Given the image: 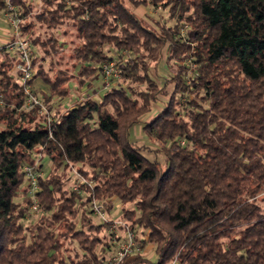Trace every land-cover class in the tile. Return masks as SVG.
Listing matches in <instances>:
<instances>
[{"label": "trees", "instance_id": "trees-1", "mask_svg": "<svg viewBox=\"0 0 264 264\" xmlns=\"http://www.w3.org/2000/svg\"><path fill=\"white\" fill-rule=\"evenodd\" d=\"M44 1L47 7L34 15L26 0L12 2L22 35L48 56L61 45L53 35L42 40L39 25L69 23L81 40L72 70L35 69L33 81L50 89L46 104L98 73L95 62L114 59L107 45L135 88L87 97L47 124L38 109L23 110L18 60L0 52V264H103L110 247L98 234L108 224H93L85 209L113 198L140 245H153L156 255L144 252L122 264H264V0ZM6 2L0 0V14ZM150 5H162L174 24L150 27L132 10ZM164 51L179 66L161 86L147 57L157 60ZM162 93L169 95L164 108L144 131L161 145L164 163L144 156L130 134L164 100ZM36 152L54 168L38 177L33 193L24 168H43ZM70 166L91 185L68 190L57 171ZM34 203L40 215L27 223ZM70 239L83 249L81 257L67 246Z\"/></svg>", "mask_w": 264, "mask_h": 264}, {"label": "rangeland", "instance_id": "rangeland-1", "mask_svg": "<svg viewBox=\"0 0 264 264\" xmlns=\"http://www.w3.org/2000/svg\"><path fill=\"white\" fill-rule=\"evenodd\" d=\"M16 6L19 5V0H12ZM28 4H31L34 7V14L37 12L43 10L45 7H47L46 3L44 0H26ZM20 6V5H19ZM132 10L137 13L144 21L146 24H148L150 27H155L157 24L163 25H173L174 21L171 20L170 14L167 10L162 5H159L158 7H155L153 5L150 6H142V7H132ZM4 17H0V21L5 23L6 19H3ZM66 32V33H65ZM37 35H41L42 40H47L49 37L52 35L55 36L61 45V47L55 52L54 56H48L44 54L43 48L38 45L33 44V49H34V58L36 56L41 57L42 59L38 60V64L35 66V69H37L38 65L41 64L46 71L49 72L50 75L55 73L56 70H72L73 68V49L75 46H78L81 44V40L77 37L75 33V29L73 26L69 23H66L62 27H58L57 29H51L46 26H41L39 25L37 30H36ZM27 38L32 42L31 37L29 34L27 35ZM105 51L108 53V58H114L111 61H114L117 63L118 59V53L110 46H105ZM123 59H127L130 57V55L126 52H122ZM107 61H110L107 59L103 63L95 62L94 65L97 66L98 68L101 67L102 64H105ZM147 62L151 68V74L153 78L161 85L164 86V84L167 82L168 79L171 78L173 74H176L178 71V63L175 62V60H171L167 62V54L166 51L163 52L162 56L155 60L153 57L148 56L147 57ZM97 74V73H96ZM99 75H97V79L94 78V76L91 79H88L85 81L86 83L78 86L76 83H71L70 88H71V93L69 96L66 97H61L57 99V103L61 101H66V106L62 110H66L68 107L71 105H74L79 99L80 101L84 100L87 97H96V98H101L103 93L109 89L105 88V81L104 77L102 75L101 70L98 72ZM99 76V77H98ZM96 79V80H95ZM89 82H92L91 87H87L86 84ZM33 85L35 88V93L42 99L44 100V94H47L45 91L50 90L49 86L46 85L40 78L37 79L36 83L33 81ZM123 88L130 92V88H135V85L131 83L130 81L123 80L121 78L118 81H115L112 88ZM139 89L144 88V86H138ZM173 84L168 82V94L172 92ZM86 89V90H85ZM45 90V91H44ZM99 92L102 91L99 94H94L95 96L91 95L93 92ZM162 93L161 98L164 99L162 102H158L156 105H154L152 111L148 114H146L140 121V123L136 124L135 126L132 127L131 129V140L135 143V145L140 146L143 149V155L148 157L151 160L155 161H160L161 163H164L165 161V156L162 153L161 145L155 143L154 141L149 140L144 131V125L149 122L157 113L161 112L164 108L165 102L167 101V98L169 95ZM79 101V102H80ZM48 106V109L51 113V115L56 117V110H57V105L54 103L46 104ZM166 146H170V142L167 143ZM36 157H37V164H42L43 168L39 171L42 176H46L51 169L54 168V165L52 164V161L48 155H44L43 153H37L36 152ZM58 173H63L66 176V184L65 187L69 189H75V187L78 186L79 181V175L81 173L78 171L77 167L70 166L69 169L63 170L60 169L57 171ZM81 177H83L81 175ZM84 178V177H83ZM27 184V183H26ZM22 200V194L19 195L17 198V202H21ZM100 201L101 204L104 205V211L107 215V218L112 219V220H122V203L119 201L117 198L113 199H107V200H98ZM91 204H89L88 207L85 209V213L91 218L93 221V224H101L103 223L102 218L97 216L92 212ZM129 208L131 205L128 206ZM33 216L30 220L27 221V223H33L36 222L39 215L40 211L33 210L32 211ZM82 215L79 214L78 217H76V221L79 223L78 228L81 229V225L84 221L81 219ZM89 226L86 225L83 230L86 232L88 231ZM108 227L104 228L101 230L98 234V237H100L102 240L106 237L108 243H109V235H108ZM67 246L71 249V252L73 255L78 254V257H81L84 253L83 249L81 246L76 242L67 240ZM99 251V249H98ZM145 254L152 260L155 259V250L153 248V245H149L145 249ZM105 260L107 261L111 257V251L106 250L104 253Z\"/></svg>", "mask_w": 264, "mask_h": 264}, {"label": "built area", "instance_id": "built-area-1", "mask_svg": "<svg viewBox=\"0 0 264 264\" xmlns=\"http://www.w3.org/2000/svg\"><path fill=\"white\" fill-rule=\"evenodd\" d=\"M6 4L7 7L3 14L11 28L12 37L10 40L0 43V52L11 54L18 60L16 69L19 82L26 96L23 110L28 112L33 109H38L39 114L45 117L46 123L50 124L56 117L51 115L46 103L35 93L33 85L35 76L33 43L22 35L20 29L22 23L21 12L11 0H7ZM101 72L104 77L106 89H111L114 82L122 78L121 71L114 61H107L105 64H102ZM24 170L29 177L31 190L34 193L39 189L38 177L42 174L37 171L36 167L28 165L25 166ZM77 175L80 177L79 181L91 185L81 175ZM75 190H78V187H75ZM91 208L94 214L102 218L104 223L108 224L107 232L109 235L111 257L107 261L105 260L103 264H122L127 258L145 252V249L139 243L135 231L125 221L107 218L104 205L98 200L92 202ZM31 209L34 211L37 210V203H34Z\"/></svg>", "mask_w": 264, "mask_h": 264}, {"label": "crops", "instance_id": "crops-1", "mask_svg": "<svg viewBox=\"0 0 264 264\" xmlns=\"http://www.w3.org/2000/svg\"><path fill=\"white\" fill-rule=\"evenodd\" d=\"M12 1V0H11ZM28 4V3H27ZM29 5V4H28ZM0 17H4L3 19H5V16H4V14L2 13V14H0ZM11 37H12V31H11V28H10V26H9V24H8V22H7V20H6V22L5 23H3V22H1L0 21V43H4V42H6V41H8V40H10L11 39ZM97 75H99L98 73L97 74H95L94 75V78H96L97 77ZM99 77V76H98ZM97 79V78H96ZM95 79V80H96ZM36 81H37V79L34 81L35 83H36ZM87 85V87L86 88H88V87H91V85H92V82H89L88 84H86ZM86 90V89H85ZM45 91V90H44ZM46 93L47 92H49V90H46L45 91ZM102 91H99V92H93L91 95H93V96H95L94 94H99V93H101ZM92 97V96H91ZM94 98H96V97H94ZM81 99H79L74 105H71L70 107H68L65 111H67V110H69V109H72L79 101H80ZM52 103H54V104H56L57 105V112H56V115L58 116V114H60V113H63V112H65L64 110H62L65 106H66V101H61V102H59V103H57V99H54L53 101H52ZM56 116V117H57Z\"/></svg>", "mask_w": 264, "mask_h": 264}]
</instances>
